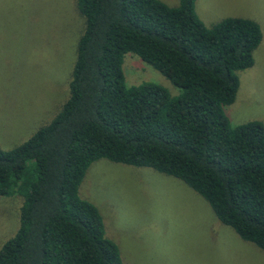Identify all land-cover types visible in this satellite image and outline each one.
I'll return each mask as SVG.
<instances>
[{
  "label": "trees",
  "instance_id": "1",
  "mask_svg": "<svg viewBox=\"0 0 264 264\" xmlns=\"http://www.w3.org/2000/svg\"><path fill=\"white\" fill-rule=\"evenodd\" d=\"M83 20L67 97L44 125L0 149V196L22 202L0 264H123L97 208L77 194L98 158L146 166L200 195L215 217L264 251V129L231 125L237 72L253 64L258 23L227 16L205 26L194 0H75ZM130 52L179 89L126 86Z\"/></svg>",
  "mask_w": 264,
  "mask_h": 264
},
{
  "label": "rangeland",
  "instance_id": "2",
  "mask_svg": "<svg viewBox=\"0 0 264 264\" xmlns=\"http://www.w3.org/2000/svg\"><path fill=\"white\" fill-rule=\"evenodd\" d=\"M194 12L205 26L227 16L258 23L253 64L237 72L234 100L223 112L231 125L257 120L264 129V0H194ZM82 26L75 0H0V149L19 144L59 110ZM121 69L126 86L152 82L171 96L179 92L130 52ZM77 194L97 208L123 264H264V251L222 224L200 195L149 167L95 159ZM21 202L16 193L0 196V245L18 226Z\"/></svg>",
  "mask_w": 264,
  "mask_h": 264
}]
</instances>
